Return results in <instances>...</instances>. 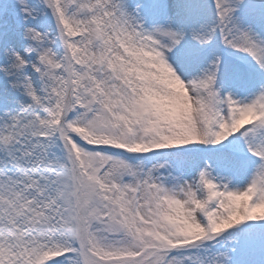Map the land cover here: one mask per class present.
<instances>
[{"label": "snow or ice", "instance_id": "snow-or-ice-1", "mask_svg": "<svg viewBox=\"0 0 264 264\" xmlns=\"http://www.w3.org/2000/svg\"><path fill=\"white\" fill-rule=\"evenodd\" d=\"M0 264H264V0H0Z\"/></svg>", "mask_w": 264, "mask_h": 264}]
</instances>
